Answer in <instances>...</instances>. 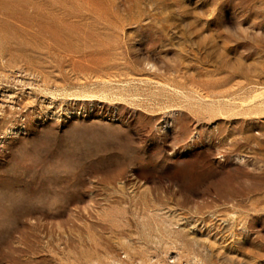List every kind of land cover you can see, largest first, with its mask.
Masks as SVG:
<instances>
[{
    "label": "rangeland",
    "instance_id": "374dc122",
    "mask_svg": "<svg viewBox=\"0 0 264 264\" xmlns=\"http://www.w3.org/2000/svg\"><path fill=\"white\" fill-rule=\"evenodd\" d=\"M0 264H264V0H0Z\"/></svg>",
    "mask_w": 264,
    "mask_h": 264
}]
</instances>
